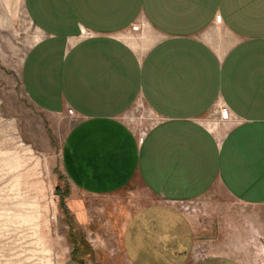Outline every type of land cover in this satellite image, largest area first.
<instances>
[{"label":"crops","instance_id":"crops-1","mask_svg":"<svg viewBox=\"0 0 264 264\" xmlns=\"http://www.w3.org/2000/svg\"><path fill=\"white\" fill-rule=\"evenodd\" d=\"M24 6L42 34L24 63V88L41 111L73 114L61 165L74 192L121 200L138 184L167 204L218 186L243 202L264 203V0ZM138 22L150 38L144 51L125 36ZM137 101L156 117L141 138L121 118ZM217 105L232 116L220 139L200 122ZM104 211L101 226L112 240L88 218L80 223L88 252L64 264H201L190 256L194 226L178 210L131 204ZM102 248L115 255L102 257Z\"/></svg>","mask_w":264,"mask_h":264},{"label":"rangeland","instance_id":"rangeland-1","mask_svg":"<svg viewBox=\"0 0 264 264\" xmlns=\"http://www.w3.org/2000/svg\"><path fill=\"white\" fill-rule=\"evenodd\" d=\"M146 32L138 22L126 40L144 51L150 44ZM41 35L24 0H0V264H64L72 255L81 257L90 242L80 223L96 220L95 228L112 240L101 226L104 210L131 204L167 206L188 217L197 237L192 262L264 264V203L243 202L218 186L182 204L158 203L138 184L121 200L91 198L71 189L61 154L73 114L41 111L23 84L24 63ZM121 118L138 138L156 122L141 101ZM200 122L220 139L232 116L217 105ZM73 203L84 212L83 220L71 213ZM105 249L102 257L115 255L114 248Z\"/></svg>","mask_w":264,"mask_h":264},{"label":"built area","instance_id":"built-area-1","mask_svg":"<svg viewBox=\"0 0 264 264\" xmlns=\"http://www.w3.org/2000/svg\"><path fill=\"white\" fill-rule=\"evenodd\" d=\"M87 34V33H86ZM71 112V111H70ZM177 203H180V204H182V203H184V202H171L170 204H177Z\"/></svg>","mask_w":264,"mask_h":264}]
</instances>
